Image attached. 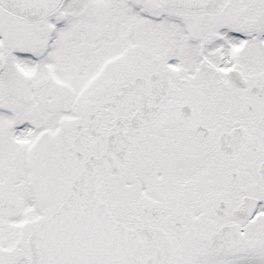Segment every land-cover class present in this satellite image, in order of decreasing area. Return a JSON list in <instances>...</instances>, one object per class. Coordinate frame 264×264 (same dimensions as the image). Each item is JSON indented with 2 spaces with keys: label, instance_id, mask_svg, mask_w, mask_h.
<instances>
[{
  "label": "snow or ice",
  "instance_id": "snow-or-ice-1",
  "mask_svg": "<svg viewBox=\"0 0 264 264\" xmlns=\"http://www.w3.org/2000/svg\"><path fill=\"white\" fill-rule=\"evenodd\" d=\"M0 264H264V0H0Z\"/></svg>",
  "mask_w": 264,
  "mask_h": 264
}]
</instances>
